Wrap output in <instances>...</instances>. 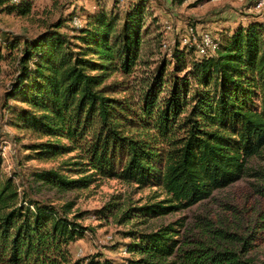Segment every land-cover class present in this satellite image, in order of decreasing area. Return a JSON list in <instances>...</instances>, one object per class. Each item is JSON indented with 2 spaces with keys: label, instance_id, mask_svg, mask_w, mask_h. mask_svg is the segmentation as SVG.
<instances>
[{
  "label": "trees",
  "instance_id": "16d2710c",
  "mask_svg": "<svg viewBox=\"0 0 264 264\" xmlns=\"http://www.w3.org/2000/svg\"><path fill=\"white\" fill-rule=\"evenodd\" d=\"M148 1H132L124 15L99 7L70 31L61 18L34 37L7 33L0 45V61L15 68L2 107L10 124L32 137L24 146L29 156L71 154L57 167L32 171L39 188L67 192L118 179L166 194L94 212L119 223H146L208 199L242 178L264 149V21L222 33L214 53L199 54L192 41L176 45L171 59L151 61L163 35L155 18L147 22ZM31 7L32 0H0V13L27 15ZM18 176L0 167V264H258L247 252L264 225L241 250L185 248L182 221L128 230L130 256L122 261L102 252L76 257L71 244L89 229L83 213L73 212V201L36 197ZM258 192L264 199V184Z\"/></svg>",
  "mask_w": 264,
  "mask_h": 264
},
{
  "label": "rangeland",
  "instance_id": "374dc122",
  "mask_svg": "<svg viewBox=\"0 0 264 264\" xmlns=\"http://www.w3.org/2000/svg\"><path fill=\"white\" fill-rule=\"evenodd\" d=\"M132 1L134 0H32L31 11L27 15L7 11L0 13V45L4 34L34 37L43 32L48 23L61 18L65 19L66 23L69 21L64 29L70 31L73 29L71 20L75 15L86 23L88 13L98 10L99 7L108 11L114 8L124 15ZM263 1L149 0L150 15L147 22L155 18V25L163 35V46L157 48L159 52L151 61H157L162 55L171 59L176 45L182 47L192 41L197 44L199 54L214 53L218 47L217 39L222 33L233 31L242 24L247 25L254 19L264 21V6L256 8ZM192 28L197 39L206 36L214 38L209 39L206 47H201L199 41L194 40L191 35ZM155 66L153 63L152 67ZM14 77V65L9 61H0V151L5 153L0 156L2 173L5 176L18 173V181L23 182L25 186L31 185L38 198L53 200L56 203H75L73 212L83 213L84 217L80 222L89 227L83 238L71 244L76 257L102 252L107 257L122 261L130 256L125 245L130 239L124 237L125 232L132 228L154 231L175 221L183 222V225L177 227L182 246L185 248L205 244L219 249L241 250L243 242L252 241L250 234L264 225V199L258 192L259 187L264 184V149L248 160L247 171L239 180L215 190L208 199L149 219L146 223H142L141 219L119 223V218H100L94 212L109 202H124L128 197H132L138 204L161 200L166 194L160 188H138L118 179H102L87 189L67 192H59L48 186L39 188L31 177L32 171L57 167L71 154L50 161H41L29 156L33 153L24 146L33 140L32 137L12 126L9 114L2 107L6 90ZM256 172L260 174L256 175ZM258 237L257 242L253 241L256 244L247 255L254 258L256 263L263 264L264 231L259 232Z\"/></svg>",
  "mask_w": 264,
  "mask_h": 264
},
{
  "label": "built area",
  "instance_id": "2783aa9c",
  "mask_svg": "<svg viewBox=\"0 0 264 264\" xmlns=\"http://www.w3.org/2000/svg\"><path fill=\"white\" fill-rule=\"evenodd\" d=\"M14 1H16V0H14ZM263 6H264V1L262 2V4L259 7H256V8H262ZM82 24H83L82 19L77 15H75L71 20V25H73L75 27H80ZM191 31H192L191 35L194 37V40L199 41V46H201V47H206V41L214 38V37H207L206 36V37H199V39H197L195 37V31L193 28L191 29ZM1 154L4 155L5 153L0 151V156H1Z\"/></svg>",
  "mask_w": 264,
  "mask_h": 264
},
{
  "label": "bare ground",
  "instance_id": "6f19581e",
  "mask_svg": "<svg viewBox=\"0 0 264 264\" xmlns=\"http://www.w3.org/2000/svg\"><path fill=\"white\" fill-rule=\"evenodd\" d=\"M209 37V36H208ZM206 44H209V40L206 41ZM209 46V45H208ZM214 47V46H213ZM202 50H204V48H202Z\"/></svg>",
  "mask_w": 264,
  "mask_h": 264
}]
</instances>
